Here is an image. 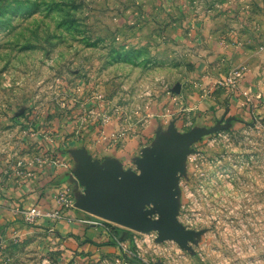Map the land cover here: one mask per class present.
<instances>
[{
    "label": "rangeland",
    "instance_id": "374dc122",
    "mask_svg": "<svg viewBox=\"0 0 264 264\" xmlns=\"http://www.w3.org/2000/svg\"><path fill=\"white\" fill-rule=\"evenodd\" d=\"M40 127L174 163L144 208L172 234L113 222L133 242L86 261L0 234V264H264V0H0V197L56 156Z\"/></svg>",
    "mask_w": 264,
    "mask_h": 264
},
{
    "label": "crops",
    "instance_id": "0c3cea01",
    "mask_svg": "<svg viewBox=\"0 0 264 264\" xmlns=\"http://www.w3.org/2000/svg\"><path fill=\"white\" fill-rule=\"evenodd\" d=\"M37 132L38 142L50 144L56 156L53 159L46 157L28 174L24 170V179L16 181L15 185L10 183L2 190L7 194L0 197V234L10 239L25 234H52L66 246L62 253L83 261L91 253L114 257L119 253L117 234L125 238L123 245L129 247L135 237L128 232L130 230L115 228L113 222L87 211L84 205L95 188L107 187L113 179L120 183L130 176L140 177L148 160L143 161L137 152L124 156L121 150L97 151L99 146L95 145L90 146L94 148L92 151L86 150L87 145H81L78 136H71L70 140L62 139L61 144L57 145L56 136L46 128L40 127ZM71 145L75 147L71 148ZM84 150L88 152L86 155ZM43 157L39 152L35 156ZM61 191H66L72 200V206L64 210L61 220L54 222L47 219L33 225L25 222L21 214L23 208L53 212L58 206L56 200ZM88 220L97 221L98 224L87 223Z\"/></svg>",
    "mask_w": 264,
    "mask_h": 264
},
{
    "label": "water",
    "instance_id": "95a60500",
    "mask_svg": "<svg viewBox=\"0 0 264 264\" xmlns=\"http://www.w3.org/2000/svg\"><path fill=\"white\" fill-rule=\"evenodd\" d=\"M171 144L168 142L166 148L172 147ZM156 155L148 158L140 177L126 178L120 183L113 179L107 187L95 188L84 209L134 231L158 230L161 235H171L164 219L153 220L144 211L148 204L165 202L171 193L174 163L160 164L159 160L163 161L165 157H161L159 152ZM161 181L164 186L156 193Z\"/></svg>",
    "mask_w": 264,
    "mask_h": 264
},
{
    "label": "built area",
    "instance_id": "2783aa9c",
    "mask_svg": "<svg viewBox=\"0 0 264 264\" xmlns=\"http://www.w3.org/2000/svg\"><path fill=\"white\" fill-rule=\"evenodd\" d=\"M19 165H21V163H19ZM22 172H24L25 170V166H23L22 168H19ZM29 172H27L28 174ZM57 208L56 210H54L53 212H44L41 209H30V210H23L21 211V214L24 217V220L26 223L28 224H37L39 222H44L45 220L49 219L51 221H59L61 220L64 215L63 212L64 210L70 208L72 206V200L71 197L68 195L67 192L61 191L58 196H57ZM87 223H91V224H98L97 221L94 220H88L86 221ZM123 252L128 253L129 251L127 249H125L124 247L122 248ZM128 255V254H126ZM117 262V264H128V261L123 258L121 259H116L115 260Z\"/></svg>",
    "mask_w": 264,
    "mask_h": 264
}]
</instances>
